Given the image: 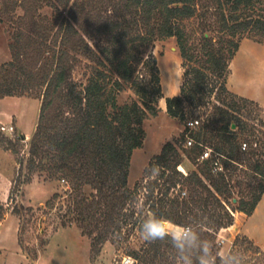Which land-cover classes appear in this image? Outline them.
<instances>
[{"label":"trees","instance_id":"trees-1","mask_svg":"<svg viewBox=\"0 0 264 264\" xmlns=\"http://www.w3.org/2000/svg\"><path fill=\"white\" fill-rule=\"evenodd\" d=\"M46 6L55 10L51 17L42 13ZM56 11H67L58 28ZM15 13L19 29L12 58L0 64V99H42L27 166L31 174L48 171L70 183L62 225L77 222L99 251L124 226L132 231L151 219L172 221L198 234L188 251L193 259L207 244L213 264H231L236 252L221 255L217 234L234 224L236 212L252 214L263 197L264 118L244 117L243 109L260 106L231 91L227 81L244 37L251 31L264 35V0H0V14ZM195 16L203 18L196 42L186 25ZM172 36L182 57L183 82L179 95L165 97L157 57L148 48ZM80 57L91 61L90 71L77 79ZM140 65L146 76L140 72L138 80ZM125 82H132L141 100L119 103ZM215 90L219 104L207 120L166 142L144 179L130 188L131 157L143 145L144 120L159 112L155 101L165 97L168 114L186 120V103L212 104ZM5 143L15 146L0 131V147ZM206 150L210 155L202 158ZM186 157L195 165L188 173L180 167ZM153 166L159 167L158 177L151 174ZM21 182L19 172L15 184ZM143 188L145 201L137 207ZM61 196L55 193L46 206ZM4 210L0 200V217ZM238 241L264 252L248 236L239 234L234 244ZM128 254L134 264H178L181 255L168 238L145 241Z\"/></svg>","mask_w":264,"mask_h":264},{"label":"rangeland","instance_id":"rangeland-1","mask_svg":"<svg viewBox=\"0 0 264 264\" xmlns=\"http://www.w3.org/2000/svg\"><path fill=\"white\" fill-rule=\"evenodd\" d=\"M17 12H21V9L18 8ZM53 12L55 10L50 6H46L42 10V13L48 17H51ZM66 13L67 11L62 14L56 11L58 16L56 28ZM17 14H0V64L12 58L11 45L15 40V33L19 29ZM202 20L203 18L195 16L186 21L192 41L196 42L197 38L201 36L200 21ZM212 33L215 36L218 35L215 31ZM245 37L264 43V35L254 31ZM92 43L94 44L93 41ZM148 51L156 55L158 62L161 60L159 67L161 77H163L164 95L172 96L170 94L173 93L166 81L167 70L172 69L178 72L180 84L183 82L184 72L176 37L158 38L150 45ZM166 57H170L172 60V63L170 62L172 66L169 68H167L168 64L165 65L163 62ZM80 58L81 62L74 71V77L77 79L84 78V72L90 71L88 63L91 61L84 57ZM140 72L146 76L141 65L135 73L138 80L143 78ZM231 74L232 67L227 81L228 88L230 87ZM150 77L149 74L148 78ZM232 82L240 85L248 93L257 94L264 90V52H261V48L252 50L245 55H239L233 63ZM168 86L170 90H168ZM215 96L216 90L211 99V102L214 103L208 105L195 106L186 103V120L168 114L165 97L155 101V104L160 108L159 112L157 115L149 114L144 120L143 126L146 134L143 145L136 148L131 157L130 188H134L137 182L144 179L145 169L153 157L161 152L165 143L176 142L187 131V120L193 117L203 121L207 120L214 110V104H219ZM133 99L141 100V96L132 82H125L123 89L118 92V101L123 104ZM41 104V97L29 95H8L0 99V131L15 142L13 148L17 149V151H14L13 148L10 149L8 143L0 147L1 193H3L7 182H11L8 198L0 199L5 205L4 213L0 217V250L4 251L0 264H122L123 257L129 255L128 251L131 248H140L145 243L138 226L132 231H130L131 225L124 226L121 235L116 233L112 240L107 241L99 251H96L92 247L91 237L82 232L77 222L74 221L66 226L62 225V220L67 218L63 214L68 206L66 198H68L67 192L71 190L70 183L59 177H50L48 171L38 170L32 174L29 173L27 166L29 149L39 122ZM259 106V108L253 106L243 109L244 117L248 119L264 118V107L260 104ZM250 110L252 117L249 115ZM20 135L21 139L18 138ZM19 161H23L22 169H20ZM180 167L182 170H186L185 173H188L195 165L186 157ZM19 172H21L22 182L16 185L15 180ZM85 190L87 193L91 192L88 188ZM238 190L239 187L235 189L237 195ZM146 192V188L140 189V200L137 207H140L145 201ZM55 193L62 196L56 200L55 205L46 206ZM59 211L60 213H58ZM263 217V209H260L256 219L250 223V229L257 231L259 226V229L263 230L261 227ZM221 230L217 234L221 255L227 256L231 250H234L236 252L235 259L242 255L245 257V264H264V252L256 253L252 247L248 248V243L238 241L239 243L234 244L239 234L247 235L229 230L223 231L225 236L223 238L220 237ZM222 239L225 240L222 241ZM262 248L264 249V247ZM211 261L213 262V259ZM233 261L230 263L233 264Z\"/></svg>","mask_w":264,"mask_h":264},{"label":"crops","instance_id":"crops-1","mask_svg":"<svg viewBox=\"0 0 264 264\" xmlns=\"http://www.w3.org/2000/svg\"><path fill=\"white\" fill-rule=\"evenodd\" d=\"M258 48H261V52H264V43L261 41H256L252 38L249 37H245L240 44V48L237 51L235 57L232 60L231 63V67H232V74L230 76V90L233 91L234 93H237L238 95L253 99L254 101L258 102L261 106L264 107V90L261 91L260 93L257 94H252V93H248L247 91H244L245 89L240 87V85L235 84L232 82V78H233V63L235 62V60L239 57V55L241 54H248L250 53V51H254ZM165 65L168 64V67H171V63L172 60L170 57H166L164 58ZM171 62V63H170ZM159 65L161 66V60L158 62ZM173 68V67H172ZM163 79V77H162ZM166 81H168L169 86H170V91H172L173 94L170 95H179L180 94V87L181 84L179 83V74L176 70H167L166 73ZM168 86V88H169ZM166 97V96H165ZM186 172V170H183ZM10 183L11 182H7L6 186L4 187L3 193H1L0 191V199L5 200L6 198H8L9 196V188H10ZM260 209H263L264 212V194L262 199L260 200V202L258 203L256 209L254 210V212L252 214H246L245 212L242 211H238L235 213V222L233 225L227 227V228H223L221 230V235L220 237L225 238V236L223 235V231H237V233H244L245 235H247L250 239H252L255 243H257L258 245L264 247V219H263V223L261 225L262 229H259L258 226V230L256 231L255 229H250V223L256 219L258 211ZM264 218V217H263ZM263 234V235H262ZM225 240V239H224ZM229 240V239H228ZM3 252L2 250H0V263L3 257Z\"/></svg>","mask_w":264,"mask_h":264},{"label":"clouds","instance_id":"clouds-1","mask_svg":"<svg viewBox=\"0 0 264 264\" xmlns=\"http://www.w3.org/2000/svg\"><path fill=\"white\" fill-rule=\"evenodd\" d=\"M152 176L158 177L159 167H152ZM141 237L146 242L163 241L170 239L173 245L179 250L181 255L178 257L180 264H213L211 261V250L207 244L199 249L195 259L188 254L193 243L198 239V234L191 228L178 225L172 221H161L160 219H151L144 223L140 230ZM233 264H245V257L242 255L233 261Z\"/></svg>","mask_w":264,"mask_h":264},{"label":"built area","instance_id":"built-area-1","mask_svg":"<svg viewBox=\"0 0 264 264\" xmlns=\"http://www.w3.org/2000/svg\"><path fill=\"white\" fill-rule=\"evenodd\" d=\"M187 123L190 128H196L197 126L200 125L201 119L197 117H193L190 120H188ZM192 143H193V139L191 137H188L187 146H190ZM246 146H247V142H244L243 148L245 149ZM209 155H210V150H206L203 153L202 158L208 157ZM219 169H222V167L220 166ZM222 241L224 240L222 239ZM122 264H134V258L130 255H125L122 259Z\"/></svg>","mask_w":264,"mask_h":264},{"label":"water","instance_id":"water-1","mask_svg":"<svg viewBox=\"0 0 264 264\" xmlns=\"http://www.w3.org/2000/svg\"><path fill=\"white\" fill-rule=\"evenodd\" d=\"M234 201H237V199H236V198H234Z\"/></svg>","mask_w":264,"mask_h":264},{"label":"bare ground","instance_id":"bare-ground-1","mask_svg":"<svg viewBox=\"0 0 264 264\" xmlns=\"http://www.w3.org/2000/svg\"><path fill=\"white\" fill-rule=\"evenodd\" d=\"M168 90H170V89L168 88Z\"/></svg>","mask_w":264,"mask_h":264}]
</instances>
